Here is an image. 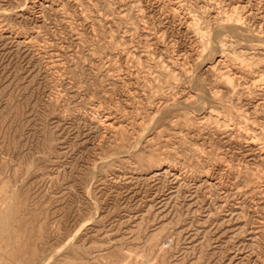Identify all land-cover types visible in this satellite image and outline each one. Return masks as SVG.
Returning a JSON list of instances; mask_svg holds the SVG:
<instances>
[{"label": "rangeland", "instance_id": "1", "mask_svg": "<svg viewBox=\"0 0 264 264\" xmlns=\"http://www.w3.org/2000/svg\"><path fill=\"white\" fill-rule=\"evenodd\" d=\"M0 221V264H264V0H0Z\"/></svg>", "mask_w": 264, "mask_h": 264}, {"label": "bare ground", "instance_id": "2", "mask_svg": "<svg viewBox=\"0 0 264 264\" xmlns=\"http://www.w3.org/2000/svg\"><path fill=\"white\" fill-rule=\"evenodd\" d=\"M238 31V30H237ZM242 34V33H241ZM200 103V102H199ZM198 105V104H197ZM170 106V105H169ZM7 202V201H6ZM2 211V210H1ZM7 213V212H6ZM6 215V214H5ZM5 217V216H4ZM7 220V219H6ZM0 222H2V221H0ZM3 223V222H2ZM2 228V227H1Z\"/></svg>", "mask_w": 264, "mask_h": 264}]
</instances>
